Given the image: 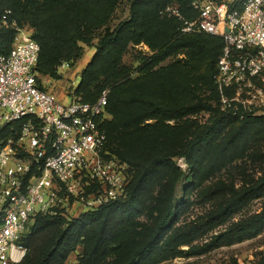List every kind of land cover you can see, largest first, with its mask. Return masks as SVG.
<instances>
[{
  "label": "trees",
  "instance_id": "trees-1",
  "mask_svg": "<svg viewBox=\"0 0 264 264\" xmlns=\"http://www.w3.org/2000/svg\"><path fill=\"white\" fill-rule=\"evenodd\" d=\"M121 1L0 0V56L9 55L12 50L16 31L11 26L13 21L19 26L33 27V38L41 47L39 76L57 77L58 66L80 56V43L93 46L98 40L92 59L81 73L75 96L83 102L94 103L109 89L107 112L112 118L102 123L107 134L106 148L129 164L132 176L124 199L86 211L74 219L52 214L36 216L21 240L27 251L20 264H66L79 248L82 249L77 257L79 264H103L111 256L117 264H159L174 255L179 247L264 196L263 174L258 182L234 193L221 208L200 222L184 229L174 228L190 207V191L201 185L206 175L224 166L236 154L245 152L253 135L264 132V115H246L241 119L222 110L214 81L224 46L221 37L206 33L184 34L179 20L160 14L163 8L175 4L191 19L197 13L191 8L190 0H128V18L112 28L111 21ZM77 2L82 3L84 9H66L67 23L63 30L53 28L49 20ZM173 32L175 39L165 42ZM142 42L155 49L159 46L163 55L187 47L203 50L200 56L206 55L209 63L207 85L212 92V102L200 99L192 104L177 105L165 102L159 96L160 89L153 92L144 85L133 87L130 80L117 84L115 79L122 69L125 52ZM167 91L171 93L172 89ZM201 111L212 113L210 122L192 127L187 136L166 124ZM147 120H156V123L142 125ZM19 126L20 123L6 126L0 138L13 135ZM180 158L184 159L188 173L178 164ZM183 177L191 182L178 199L176 186ZM164 187L171 190L159 193L156 198L157 189ZM230 191L229 187L211 188L203 194V200H213ZM147 211L157 214L156 221L142 233L138 219ZM263 227L264 213L230 227L216 235L212 242L239 240ZM255 264H264V260Z\"/></svg>",
  "mask_w": 264,
  "mask_h": 264
},
{
  "label": "built area",
  "instance_id": "built-area-1",
  "mask_svg": "<svg viewBox=\"0 0 264 264\" xmlns=\"http://www.w3.org/2000/svg\"><path fill=\"white\" fill-rule=\"evenodd\" d=\"M190 6L197 13L191 19L175 4L160 14L179 20L184 34L222 38L214 76L222 110L241 119L264 115V0H190ZM11 26L12 50L0 56V136L6 126H20L0 138V264L22 262L21 240L36 216L71 219L73 210H97L124 199L132 179L129 164L106 148L109 89L94 103L75 95L71 104L59 101L40 86L34 29Z\"/></svg>",
  "mask_w": 264,
  "mask_h": 264
},
{
  "label": "rangeland",
  "instance_id": "rangeland-1",
  "mask_svg": "<svg viewBox=\"0 0 264 264\" xmlns=\"http://www.w3.org/2000/svg\"><path fill=\"white\" fill-rule=\"evenodd\" d=\"M70 7L82 11V3L69 5L65 10H60L49 20L53 28L63 30L67 23L66 9ZM130 4L128 0H122L116 11L110 27L114 28L119 22L126 20L129 16ZM33 28V27H31ZM34 29V28H33ZM101 30L99 31V33ZM175 39L174 32L165 42ZM95 40L93 46L80 43L82 50L80 56L70 61V67L60 69L58 66L57 77L40 74L39 80L46 90L56 95L57 99L64 104H71L75 91L81 81V73L86 68L96 50ZM159 46L151 47L148 43L132 45L124 54L122 69L116 77L118 83L129 81L133 87L144 85L151 88L153 92L162 90L159 94L165 102L173 104H192L200 99L212 102V92L207 85L208 60L206 55L200 56L203 50L196 48L181 49L172 54H161ZM128 69V70H126ZM168 88L172 89L170 93ZM177 94V95H176ZM156 96V94H154ZM175 95V96H172ZM172 98L174 100H172ZM210 111H201L185 118L167 121L166 124L175 126L181 135L187 136L192 127H202L211 120ZM112 116L108 114V119ZM156 120H147L142 125L154 124ZM236 126V124L234 125ZM233 126L230 128L232 129ZM227 133V131L225 132ZM179 164V159L177 160ZM182 168L188 173L189 169L185 163ZM264 174V132L253 135L248 143V149L236 154L224 166L213 173L206 175L201 185L190 191V207L180 216L175 229L188 228L212 212L221 208L234 194L243 191L246 187L255 184ZM191 180L183 179L176 186V197L182 196L184 187ZM215 187H229L231 191L213 200H203V194ZM170 187L158 188L155 194H164L170 191ZM77 210H73L70 218H78ZM264 213V196L254 199L238 213L230 217L222 224L199 235L194 240L179 247L174 255L161 261L159 264H255L264 260V227L255 234L247 235L239 240L214 243L216 235L224 232L230 227L252 219ZM157 214L147 211L138 219L139 229L143 232L155 224ZM78 257V255H77ZM77 257L73 256L70 264H79ZM103 264H117L115 257L111 256Z\"/></svg>",
  "mask_w": 264,
  "mask_h": 264
},
{
  "label": "crops",
  "instance_id": "crops-1",
  "mask_svg": "<svg viewBox=\"0 0 264 264\" xmlns=\"http://www.w3.org/2000/svg\"><path fill=\"white\" fill-rule=\"evenodd\" d=\"M81 252H82V249L79 248L77 252L73 253V254L69 257V259H68V261H67L66 264H70V260H71V258H72L73 256H75V258H76L77 255H79ZM77 262H78V260H77Z\"/></svg>",
  "mask_w": 264,
  "mask_h": 264
}]
</instances>
